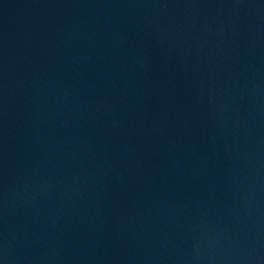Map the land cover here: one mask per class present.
<instances>
[{
    "label": "water",
    "instance_id": "water-1",
    "mask_svg": "<svg viewBox=\"0 0 264 264\" xmlns=\"http://www.w3.org/2000/svg\"><path fill=\"white\" fill-rule=\"evenodd\" d=\"M0 264H264V0H0Z\"/></svg>",
    "mask_w": 264,
    "mask_h": 264
}]
</instances>
